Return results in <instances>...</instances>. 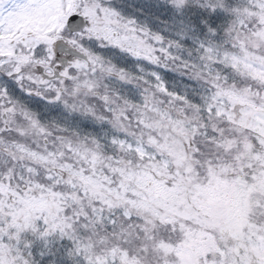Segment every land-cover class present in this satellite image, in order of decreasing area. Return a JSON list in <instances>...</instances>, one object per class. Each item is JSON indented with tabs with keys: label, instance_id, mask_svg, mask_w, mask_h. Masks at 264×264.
<instances>
[{
	"label": "snow or ice",
	"instance_id": "6c2138e0",
	"mask_svg": "<svg viewBox=\"0 0 264 264\" xmlns=\"http://www.w3.org/2000/svg\"><path fill=\"white\" fill-rule=\"evenodd\" d=\"M0 264H264V0H0Z\"/></svg>",
	"mask_w": 264,
	"mask_h": 264
}]
</instances>
